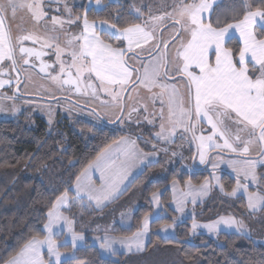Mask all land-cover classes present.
I'll return each mask as SVG.
<instances>
[{"label": "rangeland", "instance_id": "374dc122", "mask_svg": "<svg viewBox=\"0 0 264 264\" xmlns=\"http://www.w3.org/2000/svg\"><path fill=\"white\" fill-rule=\"evenodd\" d=\"M84 1L85 0H23V2L29 4L38 3L41 11L45 15L40 20H36L32 12L27 8H22L17 10L14 20H7L9 30L14 38L26 35H31L33 37V39L25 40L22 43H31L38 48L42 54L46 56L47 65L51 67L46 69V74L34 73L30 69L24 67L19 57H17L18 74L16 71H11L10 73L6 71L3 75H0V79L11 81V83L5 84L3 88H0V120L23 121L30 127L34 124V118L37 116L41 117L47 123L48 131L52 132L55 131L58 123L64 118L69 119L71 122L77 120V118H83L82 116H77L81 110L67 101H72L78 97L90 99L94 107L107 119V122L112 120L114 116H117L115 114H110L114 113L113 111L108 114L102 111L104 105H117V102L113 101L106 93L100 91L97 96H93L91 95V89H89V94L84 95V84L89 82L87 80V73H85L84 82L81 85V92L78 93H75L71 86H61V84L51 79V76H56L58 74L61 76V79L67 78V68L65 73H60V61H57L55 55L56 45L58 44L60 48L65 49L61 54V60L66 64L71 63L70 50L67 48V40L70 36L79 35L81 32L79 30V21L74 25L65 23L63 28H61L59 24L53 25L52 17H58L60 20L67 21L69 19V15L65 11V5H67L68 8L72 9L71 19H75L73 10ZM191 2L192 0H178L176 4L171 5L170 8H166L165 11H150L143 17L141 25H144L145 21H147L146 28L149 25V27L153 28L161 23L162 25L156 32V37L158 40V32L161 31L160 38L163 37L166 39L168 32L173 30V25L165 27L166 24L171 22L167 21L170 19L173 21L179 18L178 16L169 18L167 14L172 13L179 4ZM137 9H139V6L135 7V14L139 15L140 13H137ZM150 17H162L163 19L162 21L154 22L150 20ZM165 21L167 23H164ZM104 26L109 29V25ZM181 30L180 28V31ZM177 31L178 28L176 33H178ZM104 32L108 34L107 31ZM66 33L68 35H66ZM182 39L183 33H180L166 51L171 52L173 48L176 51ZM46 43L50 44L51 47L45 46ZM149 46L152 53L151 59H149L148 51L136 50L137 58L135 60H129V64L132 67L133 64H135L137 65V69L142 71L140 74L141 77L144 76L145 72L143 65H147L149 69H152L155 60L157 65L160 58L164 56L165 50L163 45H161L159 53L154 47H151L152 44L144 45V48L147 49ZM146 52H148V54H142ZM129 54V56L132 55V53ZM5 68L7 69V64ZM72 72L73 75H75L74 69ZM168 75L167 78H169ZM17 80L19 82H17ZM162 81H164V79L160 82ZM91 82L98 87L97 81L92 80ZM17 93L19 96H17ZM124 93L125 92L121 93L119 104ZM129 97H131V99H129ZM145 105L147 106V111L143 110ZM160 106H155L152 100V93L140 89V84L138 82L136 87H131L125 94L123 98L124 114L116 125V128L122 131V133L105 147L85 171L78 176L79 179L76 180V186L72 187V190L75 189L76 198L69 199L70 202L72 200L76 201L73 210H71L73 206L69 205V202L63 210H60L61 205H59L58 208L62 216L72 221L73 231L83 236L82 240L77 241L76 247L85 245L87 242L85 240H88L90 244L97 247L102 257H112L116 254H123L125 264H199L198 259L192 262H184L178 253V247L175 245H154L146 249V244L150 237L151 221L169 215L171 221L163 224L158 229L159 235L164 239L169 237L175 238L176 227L186 220H190V225L193 219H195L199 225H204L216 221L221 217H231L238 223L232 225L221 223L218 229L212 232L204 227H198L195 232H192L190 229V235L186 241L190 243L195 242V237L197 235L216 238L220 232H234L250 238L255 244L264 245V204H257L254 210L248 206V193H260L264 195V186L259 184L257 175V170L264 167V155L260 154L261 149L264 148V144L256 143L259 145L258 151L250 154L236 152L232 154L237 156H231V153L226 152L225 148H221V150H212L206 153L204 163L199 164L197 160L191 164L188 161L182 162V160H184L183 154L180 155L177 146L187 135L189 136V132L177 129L176 134L171 137L170 142H173V144L157 138L155 134L161 131V119L159 116ZM132 108L138 109L137 114H134L132 118L133 121L137 122L139 120V124L145 121L147 128L154 127V129L144 131L141 127L129 125L126 116ZM85 114L87 116H93L87 114V112H85ZM96 114H98V112ZM145 117L147 119H145ZM149 120L153 121V123H148ZM190 133L193 135L192 132ZM200 133L198 123L196 125L195 135L199 136ZM165 135H167V133H165ZM258 135L259 130L257 129L256 136ZM249 138L247 134L242 135V139L244 140ZM132 142H135L134 145ZM239 146L243 147L242 144ZM192 148L197 149L196 146H192ZM129 151H134V156L129 157ZM173 153H175V155H173ZM173 156L181 161V163H177V169L174 170L173 174L168 177L162 186H158L157 183H160V180L163 178L159 177L161 173H158V170L157 172L154 171V169H158L155 162H158L160 158L171 160ZM250 162H255L254 168H249ZM213 165H215V167H213ZM200 168H203L202 171L204 175H197L194 180H192L189 176L197 172ZM246 171L249 173L247 178H245L244 175ZM142 172H144L142 178H137V180L136 177L140 176ZM101 173H103L106 183L110 184L117 182L118 188L117 192L114 193L112 197L106 201L102 200L98 204L97 201L91 199L87 193L89 190L98 188L101 185ZM222 174H227L234 180L233 183H231L232 189L228 192L225 191V186L223 185L224 183L228 184V182L225 181L223 183L221 180ZM252 174H255L256 182H253ZM156 177H158V179L154 180ZM135 179L137 182L132 186L131 190L123 196L122 194L124 191L129 185L134 183ZM237 179H239L241 185H247V192H245L243 188H240L235 195H227V193L231 192L233 188L236 187ZM221 185H223V190H221ZM165 186L168 188V195H166V197L167 199L169 198V200H166L163 196ZM139 190L141 194L144 192L142 196V198H144L143 200L137 197ZM154 192L158 193V202L152 199V194ZM145 193L148 198H145ZM177 201L183 202V212L176 210ZM170 209L173 210L174 213H170ZM85 211L87 213L92 212L93 216L91 218L88 217L86 220ZM139 214H141V217L139 216L137 219L133 218L135 215ZM145 215L148 216L147 230L142 233L138 240L129 241L128 244H120V238L131 237L133 233L142 229ZM48 222L49 217L47 215L45 225L48 224ZM165 225L173 226L165 228ZM44 232V236L40 239L48 235L45 228ZM105 235L115 239V243L112 244L115 252L101 247V244L104 243L102 238ZM71 236L72 233L68 231L63 220L59 221L58 226L53 228L52 239L56 241L57 247L59 245L69 244L73 248ZM58 250L61 253L68 254L73 252ZM42 251L45 260H47L46 245L43 246ZM63 259L68 258L62 257V260Z\"/></svg>", "mask_w": 264, "mask_h": 264}, {"label": "snow or ice", "instance_id": "6c2138e0", "mask_svg": "<svg viewBox=\"0 0 264 264\" xmlns=\"http://www.w3.org/2000/svg\"><path fill=\"white\" fill-rule=\"evenodd\" d=\"M99 3V0H97ZM27 8L32 12L36 20H40L45 14L41 11L38 3H25L23 0H0V75L6 71H16L17 57L22 64H29L27 57H40L42 53L32 48L21 46L25 40L33 39L31 35L22 37H13L6 26V20H14L18 9ZM212 8L209 0H192L191 3L179 4L172 13H168L169 18L178 16L176 24L180 25L183 33V39L176 49L175 56L172 58L174 70L180 74L183 81V90L181 91L175 84L169 85L161 83L162 79L167 78L168 71H161L167 68V47L168 40L163 37L157 40L155 35L156 28L151 31L146 30L147 21L144 25L132 24L120 29L116 25H109L108 35L120 41L123 45L127 42V47L113 46L106 42L96 32V23H89L87 16L83 18V28L79 35L70 36L67 40V48L70 50L71 63L66 64L61 60V54L65 49L56 45V59L60 61V73H65L67 78L61 79L58 74L51 76L53 81L63 85L74 86L76 92H81V85L84 82L85 73H87L88 83L84 84V95H88L91 89V95L97 96L100 91L106 93L113 101L117 102L123 114V108L120 106L121 93L128 87H136L133 82V73H139V69L133 68L129 60L137 58L136 50L148 51L151 59V48L145 49L149 41L159 53L161 45L165 49L164 56L157 66L149 69L147 65L144 76H136V82L142 84L150 92L152 89H159V92L152 93V100L161 102L159 116L161 119V131L156 133V137L170 142L171 137L176 134L177 129H183L184 132H192L193 139L199 141L200 163L205 162L207 147L225 148L231 152H241L247 154L249 147L255 143L264 144V0H260V6L255 10L251 4H246L242 18L233 17L234 23H224L219 18L215 24L212 21L205 22L207 17L205 13ZM65 11L69 15L67 21L60 20L58 17H52L53 25L59 24L61 28L65 23L69 25L77 24L80 17L71 19L72 9L65 5ZM139 14V9H137ZM162 17H150L152 21H162ZM106 21L100 22V27L106 24ZM261 31H256V27ZM175 28V24L172 26ZM231 30L239 32L242 46L236 48L226 47V44L233 39ZM66 35H68L66 33ZM180 33L171 36L175 40ZM51 47L50 44H45ZM18 49V51H17ZM132 53L126 59V54ZM10 62V63H9ZM7 64V69L5 65ZM50 65L42 63L41 72H45ZM75 70L73 75L72 70ZM194 69H198V72ZM50 75V74H49ZM92 80L98 82V87L91 83ZM17 82H19L17 80ZM11 83L10 80L0 79V88L5 84ZM131 99V97H129ZM103 103V102H102ZM166 106V110H165ZM147 111V106H144ZM138 111L132 108L127 113V118L131 120L134 112ZM145 119H147L145 117ZM206 119L211 125V135L196 136V125ZM139 123V120L137 121ZM152 124L153 121L149 120ZM235 129V131H233ZM259 135L256 136V130ZM167 133V135H165ZM247 134V140L242 139V135ZM223 139V144L215 142V138ZM211 142V143H206ZM135 142H132L134 145ZM242 144L243 147L239 145ZM261 155H264V148L261 149ZM129 157L134 156V151L128 152ZM175 155V153H173ZM215 167V165H213ZM255 162L249 163V168H254ZM245 178L249 173H244ZM239 176V172H238ZM79 179V178H78ZM218 179V178H217ZM101 185L88 191V196L95 199L99 204L102 200L106 201L117 192L118 183H106L103 173L100 176ZM253 182H256L255 174H252ZM190 185V181H189ZM223 190V185L220 186ZM243 188L247 192V185H241L237 179V185L227 195H235L237 190ZM79 190V186H78ZM152 199L158 202V193L152 194ZM67 200V193L57 198L56 204L48 212L49 222L44 226L48 235L43 239L33 237L19 253L11 257L5 264H68L67 257L71 259L75 253H61L58 250L56 241L52 239L53 228L58 226V222L63 220L72 233L71 240L73 248L76 247L78 240L83 236L76 233L72 228V221L62 216L59 212V205ZM248 206L253 210L257 204H264V195L260 193H248ZM176 210L184 211L183 202L177 201ZM175 219V218H174ZM148 216L145 215L142 229L133 233L131 237L120 238V244H128L129 241L138 240L144 231L147 230ZM232 225L238 223L234 218H224L199 225L195 219L191 224L192 232L198 227L207 228L210 232L218 229L220 224ZM173 225H165V228ZM243 227L242 225H239ZM101 239V238H97ZM102 248L115 252L112 244L115 239L105 235ZM47 246L48 259L45 260L42 251L43 246ZM130 247V244H129Z\"/></svg>", "mask_w": 264, "mask_h": 264}, {"label": "trees", "instance_id": "16d2710c", "mask_svg": "<svg viewBox=\"0 0 264 264\" xmlns=\"http://www.w3.org/2000/svg\"><path fill=\"white\" fill-rule=\"evenodd\" d=\"M101 2L102 7L95 10L86 8L84 1L74 8L73 15L80 17V20L86 15L88 21H106L120 29L141 24L143 17L155 7L170 8L178 0ZM219 4L228 6L233 17L242 18L245 5L251 4L255 10L260 6V0H220ZM138 6L140 14L136 15L135 7ZM255 30L261 31L259 27ZM99 35L113 46L124 47L119 40L105 32H99ZM239 46L234 37L226 44L230 48ZM119 134L85 118H77L73 122L64 118L52 132L48 131L47 123L37 116L30 127L23 121L0 120V264L16 255L33 237L44 236L48 212L57 198L64 193L69 199L76 198L71 192L75 179ZM143 174L136 179L142 178ZM259 174L260 177L264 176V168L260 169ZM197 175L192 174L190 178L194 180ZM136 179L123 196L131 190ZM221 180L228 182L223 185L226 192L230 191L233 178L222 175ZM166 195L168 188L165 186L163 196L169 200ZM72 201L69 200V205L73 206L71 210L76 202ZM170 213L174 211L170 209ZM85 215L87 219L93 214L85 212ZM139 216L141 214L135 219ZM170 221V215L151 221L146 249L154 245H175L184 262L198 259L199 264H264V245L255 244L250 238L234 232H220L216 238L197 235L195 242L186 241L190 235V220L178 224L175 238H161L158 229ZM85 241V245L74 249L69 244L58 246L60 250L75 253L74 257L67 259L68 264H125L123 254L102 257L96 246Z\"/></svg>", "mask_w": 264, "mask_h": 264}, {"label": "crops", "instance_id": "0c3cea01", "mask_svg": "<svg viewBox=\"0 0 264 264\" xmlns=\"http://www.w3.org/2000/svg\"><path fill=\"white\" fill-rule=\"evenodd\" d=\"M109 1H113V0H109ZM209 3L210 4H212V8L211 9H209V11L207 12V13H205V16L207 17V19H206V21L205 22H208L209 20L210 21H212L214 24H215V21H216V19L217 18H219L220 20H221V22H222V25L224 24V23H234L235 21H233L232 20V18H233V12L232 11H230V8L228 7V6H220V0H209ZM85 4H86V8H90V7H92L93 9H95V10H98V9H100L101 7H102V2H101V0H99V3H97V0H85ZM166 10V7H155L154 8V10L153 11H165ZM178 18H176V19H174L173 21L170 19V20H168L167 22H169V21H171L170 23H168V24H166L165 26H169V25H174L173 24V22L175 21L176 22V20H177ZM93 21H89V23H92ZM100 22L101 21H95V23H96V25H97V27H96V32L99 34V32H104V31H109V29H107L105 26H103V29L99 26L100 25ZM166 21L164 22V23H167ZM163 23V24H164ZM79 24H80V28H79V30L81 31L82 30V28H83V18L81 19V20H79ZM105 25H110V24H108V23H106ZM162 24L160 23L159 25H157V27H155L156 28V31H155V35H156V32H157V30L160 28V26H161ZM150 26V25H149ZM147 27L146 28V30H148V31H151L153 28H151V27ZM167 26V27H168ZM258 27V26H257ZM176 30H177V27L175 26V28H173V30H171V31H169L168 32V34H167V36H166V39L165 40H168L169 41V43H168V47H167V49H169V47L173 44V42L175 41V40H172L171 39V36H173V35H175V33H176ZM232 31V33H233V37L234 38H236L237 40H238V42H239V44H240V46H242V41H240V38H239V32L238 31H235V30H231ZM179 33H182V30L179 32ZM161 34V33H160ZM177 38V37H176ZM149 45H151L152 44V42L151 41H149V43H148ZM124 47L126 48L127 47V42L125 41L124 42ZM150 48V46L149 47H147V49H149ZM175 50H174V48L171 50V52H167V60H168V64H167V68L165 69L166 71H168V73H169V78H167V79H164V81H162L161 83H167V84H169V85H172V84H175L178 88H180V90L182 91L183 90V81L180 79V74H178V73H176L174 70H170V69H174V64L172 63V58L175 56ZM142 54H148V52H146V53H142ZM130 54H128L127 56H129ZM159 62H161V58H160V60H159ZM154 66L153 67H155V66H157L156 65V60H155V63L153 64ZM133 67H135V68H137V65H135V64H133ZM152 67V68H153ZM139 68V67H138ZM163 69V68H162ZM161 69V70H162ZM195 71H197L198 72V69H194ZM140 72L142 73V71L140 70ZM162 72H163V70H162ZM141 76V75H140ZM170 78H173L172 80L170 79ZM131 89V88H130ZM140 89H143L144 91H149L148 89H146L142 84H140ZM153 92H159V89H152V91H151V93H153ZM160 104H161V102H160V100L159 99H157V101L155 102V106H160ZM160 107H162V105L160 106ZM150 110H151V108H150ZM165 110H166V106H165ZM210 128H211V125H209L208 123H207V120L206 119H202L200 122H199V129H200V134H199V136L202 134V135H204V136H208V135H211V130H210ZM152 129H154V127L153 128H151V127H149V128H147L146 127V130L147 131H149V130H152ZM183 130V129H182ZM233 131H235V129H233ZM146 136H148V135H146ZM198 137V136H197ZM250 138H252V139H254V137H250ZM222 140V143L221 144H223V139H221ZM153 142V141H152ZM183 142V141H182ZM186 142V141H185ZM196 142H197V144H198V140H196ZM168 143H172L173 144V142H168ZM206 143H211V142H206ZM220 144V143H219ZM187 145H189V143H188V141L185 143V152H186V148L188 147ZM241 145V144H240ZM212 149H217V150H221V148H216V147H214V146H212V147H207V150H206V153L208 152V151H210V150H212ZM258 149H259V145L258 144H253V145H251L250 147H249V152H248V154H250V153H253V152H255V151H258ZM226 152H228V153H233V152H231L230 150H227L226 149ZM100 154V153H99ZM182 154H184V153H182ZM176 157H174L173 156V159H175ZM183 159L184 160H186V155L184 154V156H183ZM175 160H177V158L175 159ZM184 160H182V162H184ZM196 160H197V162L199 163V164H201L200 163V158H199V156L197 155V158H196ZM94 161V160H93ZM92 161V162H93ZM91 162V163H92ZM179 162V160H177V163ZM173 169H175L176 170V167H172ZM85 171V170H84ZM78 179V177L75 179V181H74V183L72 184V186H71V192H72V194H73V196L74 197H76V192H75V189L74 190H72V187H75L76 186V180ZM157 185L158 186H162L161 184H159V183H157ZM167 188V187H166ZM125 192V191H124ZM143 193L144 192H142V194H141V192H140V190H139V192H138V195H137V197L139 198V199H141V200H143L144 198H142V196H143ZM145 198H148V196L146 195V193H145ZM78 199H80V198H78ZM147 200V199H146ZM68 202H69V196L67 195V200L63 203V204H61V207H60V210H63L66 206H67V204H68ZM86 212V211H85ZM93 216V215H92ZM91 216V217H92ZM137 215H135L133 218H135ZM90 217V218H91ZM88 219V218H87ZM86 219V220H87ZM135 228V227H134Z\"/></svg>", "mask_w": 264, "mask_h": 264}, {"label": "flooded vegetation", "instance_id": "af4514ba", "mask_svg": "<svg viewBox=\"0 0 264 264\" xmlns=\"http://www.w3.org/2000/svg\"><path fill=\"white\" fill-rule=\"evenodd\" d=\"M6 26H8V23H7V20H6ZM21 46H23V47H26V48H32V49H34V50H36L37 52H40V53H42L38 48H36L33 44H31V43H22V45ZM17 51H18V49H17ZM27 59L29 60V64H27V65H24V64H22L24 67H26V68H28V69H30L32 72H34V73H40V67L42 66V63L43 64H45V65H47V60H46V56L45 55H41L40 57H35V56H32V57H27ZM21 62V61H20ZM22 63V62H21ZM17 67V66H16ZM133 68H135V67H133ZM135 69H137V68H135ZM41 74V73H40ZM140 74H141V72H140V70H139V73H138V75L140 76ZM133 75H134V80H133V82L135 81V79H136V76H137V73L136 72H134L133 73ZM93 85H94V83L93 82H91ZM136 84H137V82H136ZM71 88H73V90H74V92L75 93H78V92H76L75 91V87L74 86H71ZM131 88V87H130ZM129 88V89H130ZM129 91V90H128ZM69 103H71L72 105H74L75 107H77V108H79L80 110H81V112H79V114H77V116H82L83 118H85V119H88L89 121H92V122H94L95 124H97V125H100V126H103V127H107V128H109V129H111V130H113V131H115V132H119V133H122V131H119L117 128H116V125L118 124V122L120 121V119H121V117H122V115L124 114H122V112H121V110H120V108L119 107H117V105H115L114 106V104H107V105H104L103 106V109H102V111H103V113H106V114H108V113H110L111 111H113L114 113H110V114H115V115H117V116H114L113 117V119L112 120H109V121H111V122H114L118 117H119V115L121 114V116H120V118L118 119V122L116 123V125H114V126H109V125H107V119L105 118V117H103L101 114H100V112H99V110H97L95 107H94V104H93V102L90 100V99H83V98H77V99H73L72 101L71 100H67ZM93 104V105H92ZM120 106L123 108V103L121 104V102H120ZM131 110V109H130ZM98 112V114H96L97 112ZM124 111V110H123ZM85 112H87V114H91V115H93V116H87L86 114H85ZM96 112V113H95ZM137 112L138 111H136V112H134L133 113V115H132V118L134 117V114L136 115L137 114ZM76 115V114H75ZM117 117V118H116ZM126 118H127V116H126ZM132 118H131V120H129L128 118H127V121L129 122V125H132V126H136V127H141V128H143L144 129V131L146 130V124H145V121H144V123L142 122V123H137V122H135V121H133L132 120ZM94 119V120H93ZM99 123H98V122ZM108 121V122H109ZM133 121V122H132ZM147 131V130H146ZM184 141H188V143H189V145H187L188 147L186 148L187 150H186V152H185V142ZM215 142L216 143H222V140H221V138H219V137H216L215 138ZM192 143H193V145H192ZM192 146L194 147V146H196L197 147V149L195 148V149H193L192 148ZM178 148H179V152H180V155H182V153H184L185 155H186V160H184V161H188L190 164L191 163H194V162H196V158H197V155H198V145H197V142H196V139H193V135L189 132V136L187 135V137H185V139H183V142L181 141V143H179V145L177 146ZM213 151L214 150H217V149H212ZM212 150H210V151H212ZM195 151H196V154H195ZM210 151H208V152H210ZM207 152V153H208ZM184 154H183V156H184ZM231 156H237V155H234V154H230ZM176 159V158H175ZM175 159H171V160H168V159H165V158H160L159 160H158V162H155V165H157V167H158V169H154V171L155 172H157V170H158V173H161L160 175H159V177L160 178H163V179H161L160 180V183L159 184H163L167 179H168V177L171 175V174H173V172H174V170L175 169H173L172 167H176V169H177V166H178V164H177V160H175ZM178 163H181V161H179ZM262 168H264V167H262ZM260 169L261 168H259L258 170H257V175H258V178H259V184H261L262 186H264V176L263 177H260V174H259V171H260ZM203 168H200V169H198L197 170V172H195V173H193V174H198V175H201L202 173H203ZM204 174V173H203ZM192 175V174H191ZM190 175V176H191ZM222 175H226V176H228L227 174H222ZM221 175V176H222ZM189 176V177H190ZM230 177V176H229ZM232 178V177H231ZM155 179H158V177H156V178H154V180ZM163 180V181H162Z\"/></svg>", "mask_w": 264, "mask_h": 264}, {"label": "water", "instance_id": "95a60500", "mask_svg": "<svg viewBox=\"0 0 264 264\" xmlns=\"http://www.w3.org/2000/svg\"><path fill=\"white\" fill-rule=\"evenodd\" d=\"M173 24H175V26L178 28V33H179V31H180V26H179V24H176V22H173ZM168 26V25H167ZM166 27V26H165ZM160 33H161V31H159L158 32V41L160 40ZM165 50V49H164ZM129 53H127L126 54V57L125 58H127V55H128ZM152 54V53H151ZM165 69L166 68H163V71H165ZM40 73L41 74H46V71L45 72H41L40 71ZM137 75H138V73H137ZM22 79V78H21ZM171 80L173 79V78H170ZM135 83H136V79H135V81H134ZM130 87H132L131 85L128 87V89L125 91V93L123 94V98H124V96H125V94L127 93V91L129 90V88ZM16 93V92H15ZM17 96H19V94L17 93ZM123 98H122V100H121V104L123 103ZM120 116H121V114L119 115V117L117 118V120H115L114 122H107V125H109V126H114V125H116V123L118 122V119L120 118Z\"/></svg>", "mask_w": 264, "mask_h": 264}]
</instances>
